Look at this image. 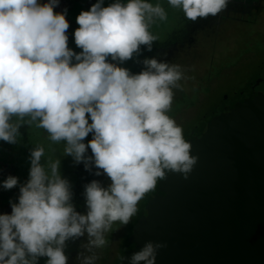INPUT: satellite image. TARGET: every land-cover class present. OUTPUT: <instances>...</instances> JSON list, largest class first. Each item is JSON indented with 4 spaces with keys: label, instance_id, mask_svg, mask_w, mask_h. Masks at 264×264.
I'll use <instances>...</instances> for the list:
<instances>
[{
    "label": "clouds",
    "instance_id": "9594fccd",
    "mask_svg": "<svg viewBox=\"0 0 264 264\" xmlns=\"http://www.w3.org/2000/svg\"><path fill=\"white\" fill-rule=\"evenodd\" d=\"M229 2L167 5L195 22L217 16ZM103 3L76 18L74 39L82 50L76 54L68 47L67 9L54 12L59 0H0V141L16 144L23 126L43 129L52 144L64 145L65 156L89 172L94 165L96 176L111 181L107 187L95 180L85 186L87 212L80 214L61 176V160L42 163L45 148L35 146L18 203L10 201L11 214L0 215V264H38L41 257L46 264H67L66 242L85 234L80 264H96L113 225H128L139 202L168 173L187 179L198 162L183 127L169 115L186 70L155 58L144 59L139 74L118 66L139 55L141 46L152 50L159 40L153 26L169 18L165 6L159 0ZM89 148L92 155L86 156ZM17 185L18 178L9 176L2 187ZM164 247L149 241L128 264H156Z\"/></svg>",
    "mask_w": 264,
    "mask_h": 264
},
{
    "label": "water",
    "instance_id": "95a60500",
    "mask_svg": "<svg viewBox=\"0 0 264 264\" xmlns=\"http://www.w3.org/2000/svg\"><path fill=\"white\" fill-rule=\"evenodd\" d=\"M188 142L197 164L159 181L120 264L149 241L156 264H264V87Z\"/></svg>",
    "mask_w": 264,
    "mask_h": 264
},
{
    "label": "rangeland",
    "instance_id": "374dc122",
    "mask_svg": "<svg viewBox=\"0 0 264 264\" xmlns=\"http://www.w3.org/2000/svg\"><path fill=\"white\" fill-rule=\"evenodd\" d=\"M77 1L59 0V6L54 12L62 13L67 9L66 20L70 24L66 33L69 37L68 47L79 54L82 50L76 46L74 39V32L79 27L76 18L82 11H89L98 0ZM240 1L244 4L247 1L248 4H238L236 7L234 3L229 2L228 6H232L234 10L233 13L227 14L229 17H226V11H223L215 17L198 18L192 22L184 18L182 11L171 9L167 0H159L165 6L169 17L166 22H158L152 28L153 34L157 35L159 40L153 42L151 51L141 46L139 55H134L133 59L118 65L132 74H139L145 70L143 60L155 58L159 62L179 64L186 70L187 79L181 81L183 90L176 91L173 108L169 113L183 127L185 139L192 131L200 128L205 114L209 117L210 111L218 110L222 103L231 100L234 92L244 89L250 81L255 86L260 76H264V68L261 70L264 65V35L263 38L261 36V32L264 34V0ZM41 2L47 3L48 0ZM114 2L115 0H104L102 6L107 7ZM150 2L156 3L157 0ZM109 62L112 61L109 59ZM19 132L16 144L0 141V147L3 149L0 153V163L4 160V165L0 167V199L7 200L9 204L10 201L18 203L19 187L29 179L30 153L35 146L43 145L45 156L41 162L46 163L49 157L52 160H61L60 173L62 178L70 183L75 210L86 214L85 186L95 180L107 187L111 183L110 179L106 175L96 176L94 173L97 169L94 165L89 172L85 170L83 163L76 164L71 156H65L64 145L52 144L43 129L23 126ZM91 139L92 134H89L84 143L87 144ZM91 155L89 148L86 156ZM9 176L18 178V185L11 190H5L2 184ZM151 193L152 191L139 202V211L128 225L115 224L112 232L107 234L108 241L110 237L111 239L105 264L121 263L134 220ZM76 243L77 246L86 244L87 237L76 239L74 244L66 242V247L74 249L73 245ZM105 250L99 249L96 264L103 263V256L107 253ZM46 261V257H41L38 264H46ZM78 263L80 264V261Z\"/></svg>",
    "mask_w": 264,
    "mask_h": 264
},
{
    "label": "flooded vegetation",
    "instance_id": "af4514ba",
    "mask_svg": "<svg viewBox=\"0 0 264 264\" xmlns=\"http://www.w3.org/2000/svg\"><path fill=\"white\" fill-rule=\"evenodd\" d=\"M230 3H234L236 5V7L238 4H242V5L248 4L247 1H246V4H244L240 0H230ZM231 7L228 6L227 9L225 10L226 11V17H229V16H227V14L229 15V13H233L234 10ZM235 12H236V10H235ZM263 68H264V65L261 66V70ZM255 84H254L255 86H253L252 82L250 81L244 89H241V90L234 92L231 100H228L227 102L222 103L220 108H218V110L216 109V110L210 111L209 117L207 116V114H205V118H203L200 122V125H199L200 128L195 130V131H192L190 133L189 137L186 138L185 140L189 141L193 136H195L196 134H199L201 132V130L205 127V125L208 124V122L210 121V118L213 117L214 115H218L220 112L227 110L228 108H230L236 104L240 105L241 103H245V101H248L255 94H257L259 91H261L262 88L264 87V76H260V79Z\"/></svg>",
    "mask_w": 264,
    "mask_h": 264
},
{
    "label": "trees",
    "instance_id": "16d2710c",
    "mask_svg": "<svg viewBox=\"0 0 264 264\" xmlns=\"http://www.w3.org/2000/svg\"><path fill=\"white\" fill-rule=\"evenodd\" d=\"M74 1H76V2H78L77 0H74ZM73 5H75V3H73ZM71 9L72 8H70V11H71ZM72 11H75V10H72ZM258 23H260V21L258 22ZM261 36H262V38H263V33L261 32ZM3 149H2V147H0V153H2L3 151H2ZM3 162H4V160L3 161H1V163H0V167L1 166H3L4 164H3ZM78 208V207H77ZM79 209V208H78ZM11 205L9 204V202L7 201V200H2V199H0V215H2V214H11ZM80 214H81V211H80ZM135 221V220H134ZM130 233H131V231H130ZM110 235H112V234H110ZM84 237H87V234H85V236ZM110 239H111V237H110ZM110 239H109V241H108V244H109V242H110ZM85 240H83V242H84ZM70 242V244H74L75 243V241H72V240H69V241H67V243H69ZM81 242V241H80ZM82 242V243H83ZM74 246V249L73 248H68V247H66L65 248V254H66V256L68 257V260H67V264H79L78 263V261H80V259H79V256H80V254L82 253V252H84L85 250L82 248V244L81 245H78L77 246V243L75 244V245H73ZM105 249L107 250V253H105L106 255H104L103 256V263L102 264H105V262H106V256L108 255V250H109V248H108V245H107V247H105ZM106 250H105V252H106ZM77 252V254H75ZM97 253H99V250H97ZM86 254V253H85ZM71 257V260L69 261V258Z\"/></svg>",
    "mask_w": 264,
    "mask_h": 264
}]
</instances>
